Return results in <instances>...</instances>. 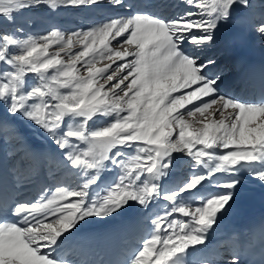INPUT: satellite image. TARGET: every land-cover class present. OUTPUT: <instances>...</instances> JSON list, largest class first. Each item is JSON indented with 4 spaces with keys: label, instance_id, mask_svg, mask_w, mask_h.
<instances>
[{
    "label": "snow or ice",
    "instance_id": "obj_1",
    "mask_svg": "<svg viewBox=\"0 0 264 264\" xmlns=\"http://www.w3.org/2000/svg\"><path fill=\"white\" fill-rule=\"evenodd\" d=\"M104 2L0 0V18L14 22L40 5ZM182 6L173 15L136 10L70 33L0 31V108L42 129L75 181L7 208L15 219L0 218V264H78L70 256L89 220L120 216L134 205L151 212L162 201L167 206L122 264H189L235 202L241 175L264 184V91L259 100L222 93L218 63L208 54L220 47L219 30L252 10L254 0ZM253 31L264 38V0ZM174 153L201 170L169 186L162 181L176 167ZM110 165L118 169L112 180ZM228 264H242L240 256Z\"/></svg>",
    "mask_w": 264,
    "mask_h": 264
},
{
    "label": "bare ground",
    "instance_id": "obj_2",
    "mask_svg": "<svg viewBox=\"0 0 264 264\" xmlns=\"http://www.w3.org/2000/svg\"><path fill=\"white\" fill-rule=\"evenodd\" d=\"M126 3L133 7L117 8L109 5L107 0L99 6H64L55 10L40 5L23 10L14 22L0 18V31L11 34L15 33L17 28L23 27V33L16 34L39 36L58 28L70 33L136 10L158 15H173L184 11L182 0H126ZM254 4L252 10L238 13L228 25L219 30L220 47L208 53L218 63V68L214 71H219L223 78L221 92L244 100H255L256 90L251 76L253 68L246 63L244 46L264 61V38L253 31V26L260 19V0H254ZM56 47L58 46H54L50 51H54ZM31 76L32 74H29L30 82ZM174 156L176 167L170 173V177L162 181L169 186H172L173 182L183 180L179 178V169L183 168L188 176L201 170L186 154L174 153ZM0 160L6 169V178L18 188L16 194L21 196L18 201H33L44 187L52 188L65 182L73 186L75 184L74 179L60 164V150L43 130L19 116H11L2 108H0ZM117 173L118 169L110 165L106 174L108 179L112 180ZM219 179L223 180L226 177L220 176ZM241 179L242 185L238 188L237 194L246 191L241 195V200H246L248 206L241 205L236 208L235 215L237 219H252L255 218L253 216H258L257 213H253L252 203L264 205V197H258L251 191L258 188L260 182L249 179L246 173L241 175ZM210 190L222 191L219 188ZM160 203L161 207L153 208L151 212H145L134 205L120 216L89 220L78 233L74 245L75 252L70 258L78 264H104L111 250L117 254L130 255L140 245L142 238L149 234L150 219L157 212L162 213L164 206L168 204L166 201ZM176 218L187 219L180 214H176ZM246 235L245 230L239 227L225 228L220 226L218 221L213 226L206 245L197 246L198 251L188 257L189 264H228L231 257L237 254L242 264H247L242 252L243 239Z\"/></svg>",
    "mask_w": 264,
    "mask_h": 264
},
{
    "label": "rangeland",
    "instance_id": "obj_3",
    "mask_svg": "<svg viewBox=\"0 0 264 264\" xmlns=\"http://www.w3.org/2000/svg\"><path fill=\"white\" fill-rule=\"evenodd\" d=\"M186 174H187V172H186L183 168H181V169L178 170L179 178H182V179H186V178H188L189 176L186 175ZM187 176H188V177H187ZM46 181H48V179H47ZM46 181H45V182H46Z\"/></svg>",
    "mask_w": 264,
    "mask_h": 264
}]
</instances>
